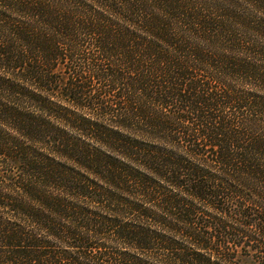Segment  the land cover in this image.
<instances>
[{
  "label": "trees",
  "instance_id": "trees-1",
  "mask_svg": "<svg viewBox=\"0 0 264 264\" xmlns=\"http://www.w3.org/2000/svg\"><path fill=\"white\" fill-rule=\"evenodd\" d=\"M0 264H264V0H0Z\"/></svg>",
  "mask_w": 264,
  "mask_h": 264
}]
</instances>
